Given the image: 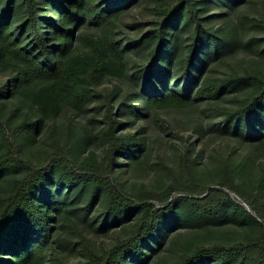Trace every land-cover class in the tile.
I'll list each match as a JSON object with an SVG mask.
<instances>
[{
  "label": "trees",
  "instance_id": "16d2710c",
  "mask_svg": "<svg viewBox=\"0 0 264 264\" xmlns=\"http://www.w3.org/2000/svg\"><path fill=\"white\" fill-rule=\"evenodd\" d=\"M144 1L0 0V178L17 173L0 193V264H61L70 241L56 235L60 217L85 255L74 264H153L176 227L208 231L228 219L249 231L195 243L174 264H264V75L216 70L256 43L242 38L246 23L233 25L246 0H175L146 21ZM241 88L243 98L223 104ZM96 97L100 152L82 157L87 139L77 148L72 136L53 137L38 160L24 156ZM199 106L184 132L163 120L183 143L174 163L161 161L167 180L129 186L126 174L147 171L158 113ZM211 138L231 146L219 163L207 155ZM111 225L129 230L99 247Z\"/></svg>",
  "mask_w": 264,
  "mask_h": 264
},
{
  "label": "rangeland",
  "instance_id": "374dc122",
  "mask_svg": "<svg viewBox=\"0 0 264 264\" xmlns=\"http://www.w3.org/2000/svg\"><path fill=\"white\" fill-rule=\"evenodd\" d=\"M174 1L175 0H145L139 5V14L143 17L145 16L144 21L155 18V16L158 15V9L163 8L167 4ZM239 6L240 7L234 16L233 25H235V27L236 25L240 27L243 22L246 23L244 24V28L241 27L240 30V32L244 31L241 34L242 38L248 40L251 37H255L256 43L252 45L250 50L242 49L241 51L232 54L224 61L223 65H220L216 70L218 74L254 70L264 75V0H246ZM246 17L250 20H245ZM252 19H254L255 22H253ZM257 20L259 23L256 24ZM130 21L131 19L127 18L125 23ZM147 27L148 24L145 25V29ZM245 95L246 90L241 88L240 90L229 94L225 98L223 104L235 105L237 103L236 99H241ZM234 96L236 97L235 99L233 98ZM98 100L99 99L96 97L84 116L74 118L71 125L68 124L64 117L59 118L56 122L57 132L53 135L50 133V128H46L41 135V141H39L36 147L28 149L27 153H25L26 155L24 156L28 159L38 160L41 154L49 148V143L52 141L53 137L56 139L60 138L63 142L65 140H70L73 136L77 148H79V146H83L82 143H85L84 140L87 139V146L82 152V157L89 155L91 150H94L96 153L100 152V142L96 136L98 122L95 106L97 105ZM201 107L202 106H199L197 109L191 108L184 110L169 109L158 113V116L155 118V121L150 127L152 141L150 147L151 154L148 157L149 162L146 164L147 171L136 173L134 176L126 174L123 178H128L129 186L134 184L136 189L143 183L151 186H158L161 184V181L165 182L167 180L161 161L174 163L176 155L178 154L177 146H183V143L173 135L171 129L167 126V124L163 123V120L176 127L181 132H184L192 125H195L197 120H199L202 112ZM11 109L12 106L8 104L5 109L6 118L9 117ZM24 110H28V107L25 106ZM17 118V116L12 119L10 118V123L13 124L14 120ZM231 151V146L229 147L225 140L211 138L207 155H215L212 162L219 163L221 156L226 157L231 153ZM239 154L240 151H238V155ZM218 167L219 166H216V168ZM16 174L17 173L14 171H9L0 178V193L4 192L9 179ZM231 195L239 200L238 196L234 193ZM83 202V200H79L78 204L82 206L84 205ZM101 203L99 202L95 206V212L101 208ZM61 223H64L62 217L58 218L56 222V235H59L61 238L67 236L70 243L67 247V244L62 242V244L66 247V250H60V255L58 256L60 263L74 264L78 260L85 259L81 245L75 243L78 241V235L65 223ZM186 228H188L186 227V224L176 227V230H179L178 233L181 232V234L176 237L172 245L166 243L162 246L159 256L157 258L155 256L153 259L155 261L153 264H174L181 251L186 250L195 243H209L219 240L229 242L235 239L237 240V238H241L243 232L249 231L250 225L240 224L228 219L223 225H215L208 231L204 229L190 231L186 230ZM128 230L129 228H124V225H111L108 232L97 238L98 240L96 243L99 247H101L102 243L107 246H111L116 242L117 236L120 234L126 235ZM71 247H73V251H70ZM57 263L59 262L57 261Z\"/></svg>",
  "mask_w": 264,
  "mask_h": 264
}]
</instances>
